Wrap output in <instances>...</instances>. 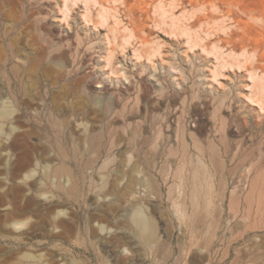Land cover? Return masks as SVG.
<instances>
[{"label": "rangeland", "instance_id": "obj_1", "mask_svg": "<svg viewBox=\"0 0 264 264\" xmlns=\"http://www.w3.org/2000/svg\"><path fill=\"white\" fill-rule=\"evenodd\" d=\"M3 106L0 264H241L264 233V0H0Z\"/></svg>", "mask_w": 264, "mask_h": 264}, {"label": "crops", "instance_id": "obj_2", "mask_svg": "<svg viewBox=\"0 0 264 264\" xmlns=\"http://www.w3.org/2000/svg\"><path fill=\"white\" fill-rule=\"evenodd\" d=\"M256 226H261L264 228V215L260 217L258 222H255ZM239 250L242 259L241 264H264V233H260L259 235H255L254 237L244 238L242 242L239 243ZM246 250H253V260H249L247 256L249 254L246 253ZM236 263V262H235Z\"/></svg>", "mask_w": 264, "mask_h": 264}, {"label": "bare ground", "instance_id": "obj_3", "mask_svg": "<svg viewBox=\"0 0 264 264\" xmlns=\"http://www.w3.org/2000/svg\"><path fill=\"white\" fill-rule=\"evenodd\" d=\"M11 108L3 106L0 109V115L3 117L10 116ZM131 220L133 224L138 228L140 233L147 235L148 233V221L143 213L139 209H135L134 213L131 214Z\"/></svg>", "mask_w": 264, "mask_h": 264}]
</instances>
